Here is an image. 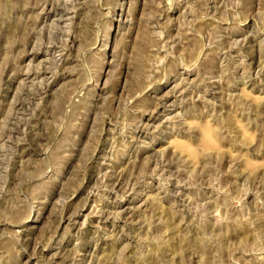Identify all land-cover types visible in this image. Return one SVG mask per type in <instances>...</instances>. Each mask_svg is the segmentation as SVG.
I'll use <instances>...</instances> for the list:
<instances>
[{"label":"rangeland","instance_id":"rangeland-1","mask_svg":"<svg viewBox=\"0 0 264 264\" xmlns=\"http://www.w3.org/2000/svg\"><path fill=\"white\" fill-rule=\"evenodd\" d=\"M0 264H264V0H0Z\"/></svg>","mask_w":264,"mask_h":264},{"label":"bare ground","instance_id":"bare-ground-1","mask_svg":"<svg viewBox=\"0 0 264 264\" xmlns=\"http://www.w3.org/2000/svg\"><path fill=\"white\" fill-rule=\"evenodd\" d=\"M26 108V107H25Z\"/></svg>","mask_w":264,"mask_h":264}]
</instances>
